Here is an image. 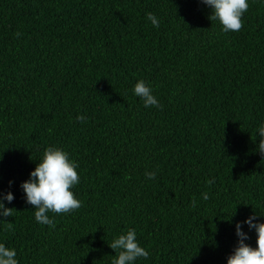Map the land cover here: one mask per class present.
<instances>
[{"label":"trees","instance_id":"1","mask_svg":"<svg viewBox=\"0 0 264 264\" xmlns=\"http://www.w3.org/2000/svg\"><path fill=\"white\" fill-rule=\"evenodd\" d=\"M209 16L199 0H0V194L15 197L0 242L19 264H111L129 228L137 264H226L235 222L264 215V0L238 32ZM49 146L80 176L81 207L48 213L54 227L19 188Z\"/></svg>","mask_w":264,"mask_h":264},{"label":"clouds","instance_id":"2","mask_svg":"<svg viewBox=\"0 0 264 264\" xmlns=\"http://www.w3.org/2000/svg\"><path fill=\"white\" fill-rule=\"evenodd\" d=\"M210 10V21L218 22L223 33L238 32L243 27L242 17L248 11L249 0H199ZM147 19L153 27H159V18L147 14ZM19 35V34H17ZM133 95L138 97L145 108H160V102L153 94V87L144 80H137L132 89ZM87 118L78 114L76 120L85 121ZM259 142L255 145L261 157H264V125L255 133ZM79 165L70 159L69 154L56 146L47 147L34 169L29 172L28 179L19 185L26 204L34 209V219L38 224L54 227V220L48 213L68 214L81 207V201L74 195L72 189L80 182L78 174ZM145 178L154 180L156 173L146 171ZM12 181H9V187ZM13 193L9 190L0 194V222L6 223L11 228V223L5 218L12 217L13 208L6 207L14 200ZM257 217L264 218L255 212L245 217L243 221L234 224V234L237 237L236 246L226 257V264H264V220L258 221ZM247 227L248 231L244 228ZM255 233V246L246 243L249 240L248 232ZM115 255L111 264H137L140 259L147 260L149 251L142 247L137 239L134 228L112 239L107 244ZM0 264H19L16 249L0 242Z\"/></svg>","mask_w":264,"mask_h":264}]
</instances>
